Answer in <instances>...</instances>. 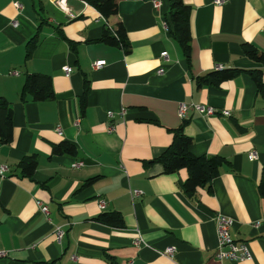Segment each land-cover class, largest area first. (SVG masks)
<instances>
[{"label":"crops","instance_id":"crops-1","mask_svg":"<svg viewBox=\"0 0 264 264\" xmlns=\"http://www.w3.org/2000/svg\"><path fill=\"white\" fill-rule=\"evenodd\" d=\"M152 1L121 0L117 14L105 19L81 0H66L73 18L54 0H0V97L11 105L13 124L12 143L0 145L6 170L0 180V252L6 256L0 264H264V198L257 192L264 97L246 73L218 87L196 84L217 69L260 70L264 82L263 65L243 53L244 44L264 52V0H222L219 6L216 0H182L190 7V65L165 27L169 0H158L157 9ZM118 24L128 54L98 42L105 28L114 31ZM35 35L38 45L25 58ZM99 60L106 64L94 70ZM63 67L71 68L69 77ZM30 74L50 78L53 99L22 96ZM85 78L90 91L82 109ZM181 104L230 116L189 111L180 119ZM183 123L192 155L224 160L210 188L192 194L182 188L186 170L164 174L160 164L145 165ZM62 141L75 146V156L52 154ZM252 152L256 159L248 157ZM32 154L37 168L24 177L17 164ZM131 190L142 195L131 200ZM36 201L47 206V217ZM105 213H119L123 227L96 221ZM218 214L233 221L230 235L247 243L250 262L216 259ZM55 227L64 231L60 244ZM168 247L175 249L172 256L162 254Z\"/></svg>","mask_w":264,"mask_h":264},{"label":"trees","instance_id":"trees-1","mask_svg":"<svg viewBox=\"0 0 264 264\" xmlns=\"http://www.w3.org/2000/svg\"><path fill=\"white\" fill-rule=\"evenodd\" d=\"M94 8L103 18L108 19L117 14V7L121 0H81ZM170 29L176 43L181 48L184 58L190 65L191 56V31H190V7L182 0H169L168 21L165 22ZM98 42L108 46L121 47L125 53H129L130 44L127 41L125 30L118 24L114 31L105 28ZM38 45V37L31 38L26 46V56L29 58L32 51ZM245 57L253 62L260 63L264 67V52L258 51L251 44L243 45ZM241 73L248 74L256 86L257 93L264 97V82L261 79V71H242L239 69H217L204 76L196 78L198 87L209 85L218 87L223 82L232 80ZM90 91L87 79H84L83 95L80 100L84 109L88 93ZM22 96L29 97L33 102H41L54 98L52 83L48 76L39 74L27 75L22 87ZM184 123L177 129L170 130L172 141L164 152L156 159L145 165L160 164L164 174H174L180 170H186L188 177L182 188L186 194H192L197 188L209 187L213 178L219 175V169L224 163L220 157L194 156L189 152L191 139L184 135ZM13 141L12 108L10 103L0 97V145H9ZM76 148L73 144L62 141L52 148V154L57 156H75ZM37 168V156L35 154L25 156L17 164L24 177L31 178ZM96 179H90L85 185H90ZM257 192L264 198V168L257 186ZM96 221L112 227H123V220L119 213H105L96 218Z\"/></svg>","mask_w":264,"mask_h":264},{"label":"built area","instance_id":"built-area-1","mask_svg":"<svg viewBox=\"0 0 264 264\" xmlns=\"http://www.w3.org/2000/svg\"><path fill=\"white\" fill-rule=\"evenodd\" d=\"M54 4L57 8L62 10L67 16L73 18V15L70 13L69 10L66 8V0H54ZM86 4V3H85ZM214 4L219 6L223 4L222 0H216L214 1ZM152 6L154 9H157L160 6V3L158 0L152 1ZM14 7L17 11H21V5L19 3H14ZM102 18V16H101ZM11 26L13 28H16L18 26V23L16 20L11 21ZM165 27H167L165 25ZM163 58H167L165 54L162 55ZM105 61L99 60L92 63V68L94 70L101 69L105 66ZM72 70L69 67H63V74L65 77H69ZM164 70L162 68H159L157 70V74H163ZM189 111H193L198 113L200 116L203 117H210L216 114L228 117L230 114L227 111L224 110H217L211 106L202 105V104H181L178 108V117L180 119H184ZM59 131V129H58ZM251 160L256 159V153L252 152L248 156ZM82 163H74L72 167L76 168L81 166ZM6 172L5 168H0V180L4 178V173ZM142 193L138 190H131L130 191V197L131 200H134L138 197H140ZM36 205L39 209V212L44 215L45 217L48 216V208L46 205H44L41 201H36ZM99 208L103 209L105 207L104 201L98 202ZM215 222V229H216V238H217V246H216V259L220 263L225 262H235V263H242V262H250L253 259L252 253L245 242H236L232 239L230 235V230L233 225V221L225 217L223 215H216L214 217ZM54 235L55 240L58 244L61 243V240L64 236V231L60 227H55L54 229ZM143 243L142 239L137 238L134 242L136 246H140ZM175 252V249L173 247H168L163 255L166 256H172V254ZM5 252H0V257H5Z\"/></svg>","mask_w":264,"mask_h":264}]
</instances>
